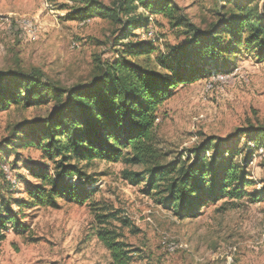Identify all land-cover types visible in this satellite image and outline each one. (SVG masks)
<instances>
[{
	"label": "rangeland",
	"instance_id": "1",
	"mask_svg": "<svg viewBox=\"0 0 264 264\" xmlns=\"http://www.w3.org/2000/svg\"><path fill=\"white\" fill-rule=\"evenodd\" d=\"M173 2L187 23L201 31L211 30L226 7L223 0ZM254 4L264 16V0ZM72 12L73 6L65 0H0V72L37 71L46 80L70 88L87 84L96 76L98 66L124 56L128 41L119 40L118 26L99 18L73 20ZM23 20L32 21L36 33L22 30ZM174 24L163 16H150L151 35L142 30L137 34L141 40L153 42L155 52L127 55L126 59L149 71L167 74L163 63L175 60L173 49L181 48L189 39L187 27ZM227 65L226 73L179 85L159 106L155 146L164 163L178 156L193 162L191 153L201 150L207 141L217 146L231 144L229 148L239 152L235 155L238 163L250 156L246 138L238 134L264 128V61L257 53L242 49ZM51 110L1 112L0 144L12 139L18 127L46 117ZM215 152L211 148L207 156ZM249 159L247 170L255 186L248 192L262 194L264 150H253ZM7 165L16 186L5 178L2 168ZM42 165L53 169L35 148H21L17 154L2 157L0 198L31 202L28 189L39 182L30 169ZM79 167L92 184L90 200L79 204L59 198L55 208L31 203L22 209L19 216L28 229L4 233L0 264H113L111 252L98 237L103 231L126 245L132 258L129 264H264V199L222 200L208 206L196 219H179L159 204L155 192L147 195L144 184L133 186L125 179L124 172H142L143 167L98 159L81 162ZM13 210L19 211L16 206ZM171 244L188 248L171 251Z\"/></svg>",
	"mask_w": 264,
	"mask_h": 264
},
{
	"label": "trees",
	"instance_id": "2",
	"mask_svg": "<svg viewBox=\"0 0 264 264\" xmlns=\"http://www.w3.org/2000/svg\"><path fill=\"white\" fill-rule=\"evenodd\" d=\"M65 1L73 6V20L99 18L118 26L119 40L128 41L127 50L121 59L98 66L96 76L87 84L70 88L46 80L37 71L0 72V113L52 108L46 117L18 127L12 139L0 144V162L2 157L17 154L18 149L35 148L53 165V169L47 165L30 169L39 182L28 189L31 202L0 198V244L10 229L27 231L19 213L31 203L53 208L59 198L87 203L92 197V184L79 164L95 159L143 167L142 172H124L125 179L133 186L144 184L147 195L155 192L159 204L179 219H196L208 206L222 200H263L264 191L248 192L255 182L247 170L253 150L264 149L263 127L238 134L246 138L250 152L243 163L235 161L239 152L229 148L231 144L225 147L207 141L201 150L191 153L193 162L178 156L169 163L163 162L155 146L158 108L179 85L226 73L230 58L242 49L257 53L264 61V16L254 4L257 0H223L226 7L221 20L208 31L188 24L173 0H112L111 5L100 0ZM150 16H163L175 21V27L188 29L187 42L173 49L175 60L163 63L167 71L164 75L126 59L127 55L149 56L155 52L153 42L141 40L137 34L147 29ZM211 148L216 152L207 156ZM98 237L111 252L113 264L131 262V252L117 236L103 231Z\"/></svg>",
	"mask_w": 264,
	"mask_h": 264
},
{
	"label": "built area",
	"instance_id": "3",
	"mask_svg": "<svg viewBox=\"0 0 264 264\" xmlns=\"http://www.w3.org/2000/svg\"><path fill=\"white\" fill-rule=\"evenodd\" d=\"M20 28L26 32L31 33V34H34L37 31L36 25L32 21H29V20H23L20 23ZM149 30H150V26H148L147 29L142 30V31H144L143 33H147L149 36V35H151ZM143 37H145V35ZM260 150L263 151L264 149H260ZM2 169H3V172L5 174V178L7 179L8 183H10L12 186H16L17 180L12 176V171H11L10 166H8V165L4 166ZM263 240H264V234H263ZM176 248L187 249L188 247L186 245L176 246L175 244H171V246H170L171 251H174Z\"/></svg>",
	"mask_w": 264,
	"mask_h": 264
}]
</instances>
